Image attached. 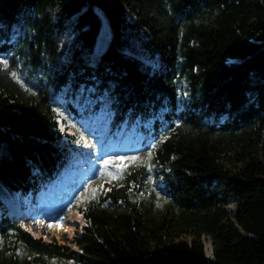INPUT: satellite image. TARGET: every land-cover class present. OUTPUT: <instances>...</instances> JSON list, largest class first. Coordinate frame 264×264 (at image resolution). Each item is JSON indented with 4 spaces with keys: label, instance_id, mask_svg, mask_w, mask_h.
I'll use <instances>...</instances> for the list:
<instances>
[{
    "label": "trees",
    "instance_id": "1",
    "mask_svg": "<svg viewBox=\"0 0 264 264\" xmlns=\"http://www.w3.org/2000/svg\"><path fill=\"white\" fill-rule=\"evenodd\" d=\"M0 61V264H264V0H0ZM123 130L150 164L82 205L72 248L9 212Z\"/></svg>",
    "mask_w": 264,
    "mask_h": 264
},
{
    "label": "rangeland",
    "instance_id": "2",
    "mask_svg": "<svg viewBox=\"0 0 264 264\" xmlns=\"http://www.w3.org/2000/svg\"><path fill=\"white\" fill-rule=\"evenodd\" d=\"M107 33H105L106 36ZM71 40V36L68 35L61 42L62 46L68 44ZM129 48L137 51L136 56L140 58L144 63L148 65L153 64V60L147 56L139 53V43L136 41H131ZM77 106L75 108H82L89 103H91V98L84 94V96H78ZM59 118H57L58 124L61 126V129L64 130L66 126L75 127L76 122L69 120V123L65 124L66 116L57 112ZM100 118V115H97ZM82 124L86 125V121ZM91 124V125H90ZM92 131H97L98 136L100 137L105 131V125H100L97 121L89 123L88 126ZM102 130V131H99ZM70 133V131H68ZM74 147L88 152L89 142L85 139H74ZM136 140L132 134L127 130H123L118 135V138L115 141H111L105 144L99 145V143L94 144L93 150L91 152L94 155H100L102 160L101 162L95 161L90 156L85 159V161L78 157L74 159L72 165L64 172L62 178L59 182L53 183L50 187L49 193L44 198H39L38 207L36 211L33 208L28 209L26 212L19 210L20 206L16 200L6 201V207L9 212L15 216L21 217V224L25 230H27L32 236L36 238H42L46 242L55 241L58 244H64L72 248L70 240L73 238L76 232H79L80 228L83 226V218L80 213L81 207L88 200L94 199L98 196H102L108 187L111 184H114L117 181H120L127 172L128 168L134 167L136 165H149L150 156L147 152H138L134 153V150L137 148ZM132 151L131 153L126 154V152ZM123 157L124 159H119ZM136 157L137 159L131 160L129 158ZM107 161V163H105ZM83 164V166H82ZM74 166L77 168L74 169ZM82 166V167H81ZM79 167V168H78ZM80 170V175L85 181L84 187L79 191L75 192L71 188V183L75 181L76 175ZM94 175L96 178L103 176L104 182L94 185L90 178ZM64 194L66 196L75 194L77 198L76 207L74 210L67 212L63 216L62 222L54 223L51 221H45L46 218H49L56 214V207L62 206L64 200H59V195ZM78 208H80L78 210ZM61 214V213H60ZM189 240V239H187ZM202 242L205 247V255L210 259V243L208 239L202 238ZM52 264H73L71 262L61 263L53 261Z\"/></svg>",
    "mask_w": 264,
    "mask_h": 264
},
{
    "label": "snow or ice",
    "instance_id": "3",
    "mask_svg": "<svg viewBox=\"0 0 264 264\" xmlns=\"http://www.w3.org/2000/svg\"><path fill=\"white\" fill-rule=\"evenodd\" d=\"M0 63H4L3 61H0ZM5 66H6V64H5ZM13 75H15V73H13ZM149 155H151V153H149ZM119 159H124L123 157H121V158H119ZM129 159H131V160H135V159H137L136 157H131V158H129ZM105 163H107V161H105ZM159 206V205H158Z\"/></svg>",
    "mask_w": 264,
    "mask_h": 264
}]
</instances>
